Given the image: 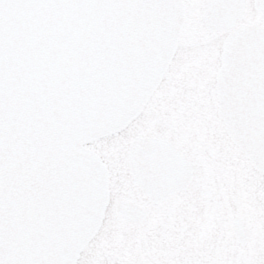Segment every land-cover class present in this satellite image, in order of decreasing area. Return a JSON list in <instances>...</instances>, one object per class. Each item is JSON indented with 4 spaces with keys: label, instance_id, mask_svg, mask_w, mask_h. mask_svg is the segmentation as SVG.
<instances>
[{
    "label": "water",
    "instance_id": "95a60500",
    "mask_svg": "<svg viewBox=\"0 0 264 264\" xmlns=\"http://www.w3.org/2000/svg\"><path fill=\"white\" fill-rule=\"evenodd\" d=\"M87 7L29 12L0 35V264H75L110 200L108 169L85 143L126 126L158 87L185 22L181 0H39ZM264 22V0H254ZM245 0H208L203 25L231 27ZM218 115L264 174V30L231 32ZM134 182L153 202L186 189L192 163L164 139L137 137ZM126 224L147 211L119 203ZM241 241L251 231L237 218Z\"/></svg>",
    "mask_w": 264,
    "mask_h": 264
},
{
    "label": "rangeland",
    "instance_id": "374dc122",
    "mask_svg": "<svg viewBox=\"0 0 264 264\" xmlns=\"http://www.w3.org/2000/svg\"><path fill=\"white\" fill-rule=\"evenodd\" d=\"M196 7L189 18L194 27L188 24L187 30L195 28L203 33L180 39L175 57L143 112L122 130L88 144L109 168L111 203L98 233L76 264H169L177 253L186 264H203L207 251L224 245L225 238H219L220 229L228 215V205L233 215L236 213V201L249 208L255 237L264 233V176L245 158L217 115L215 84L227 33H215L205 40L208 33L199 28L198 22L201 6L196 3ZM256 16L249 0L240 21ZM171 112L178 118V126L162 117ZM184 124H199L206 138L200 139L195 131L181 130ZM137 135L171 140L193 162L195 174L186 190L174 193L167 201L146 205L148 217L143 222L125 225L115 216L113 205L120 195L126 196L134 189L127 151ZM153 219L158 220L155 225L151 224ZM211 237L209 249L207 242Z\"/></svg>",
    "mask_w": 264,
    "mask_h": 264
},
{
    "label": "snow or ice",
    "instance_id": "6c2138e0",
    "mask_svg": "<svg viewBox=\"0 0 264 264\" xmlns=\"http://www.w3.org/2000/svg\"><path fill=\"white\" fill-rule=\"evenodd\" d=\"M75 3H42L39 0H0V35H3L13 23L19 25L27 13L45 8L71 9L87 7ZM241 243L231 251V259L224 264H264V233L255 239H246L241 226ZM23 264V261L20 262Z\"/></svg>",
    "mask_w": 264,
    "mask_h": 264
},
{
    "label": "flooded vegetation",
    "instance_id": "af4514ba",
    "mask_svg": "<svg viewBox=\"0 0 264 264\" xmlns=\"http://www.w3.org/2000/svg\"><path fill=\"white\" fill-rule=\"evenodd\" d=\"M196 10V8L194 7L192 12H194ZM201 30L200 29H194L192 30L190 33H200ZM130 199H134L137 200L139 202H143L144 198L138 193V192H130L128 194V196ZM236 207H237V211L236 213L233 215V210L231 209V207L228 205V215L225 218V223L223 225V227H221L220 229V233H219V238H225V243L221 248H218L215 251H207V253L203 256L204 258V262L203 264H224V262L226 260H230L231 259V251L233 248L238 247L241 243V241L238 239V235L235 229V220L236 217L240 218L241 221L244 223V225L251 231V237L249 238V240L251 239H255V228L254 225L251 223L250 220V216H249V208L246 207V205H240L238 203V201H236ZM158 220L153 219V221H151V224H154L157 222ZM225 228V229H223ZM211 241H212V237L209 239V241L207 242V246L210 249V245H211ZM229 243V244H226ZM229 245L228 248H226L225 246ZM208 249V250H209ZM223 249H226L225 253H222V251H224ZM174 257H171V262L169 264H186L185 260L184 262L180 261V255L179 253L173 255ZM183 256V255H182ZM203 260H201L200 262H202ZM195 264V263H193Z\"/></svg>",
    "mask_w": 264,
    "mask_h": 264
},
{
    "label": "trees",
    "instance_id": "16d2710c",
    "mask_svg": "<svg viewBox=\"0 0 264 264\" xmlns=\"http://www.w3.org/2000/svg\"><path fill=\"white\" fill-rule=\"evenodd\" d=\"M190 1V3H197L198 1H200V0H189ZM182 128H181V130H184V129H186V131L187 132H196L197 134H198V137L200 138V139H202V140H204L205 138H206V136H207V134L206 133H203V127L202 126H200L199 124H195V125H182L181 126ZM205 132V131H204ZM208 142V141H207ZM206 142V143H207Z\"/></svg>",
    "mask_w": 264,
    "mask_h": 264
}]
</instances>
